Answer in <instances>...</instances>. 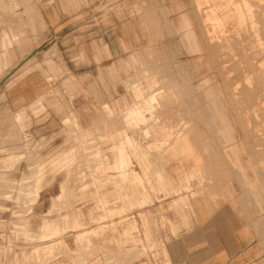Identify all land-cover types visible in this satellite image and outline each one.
Returning a JSON list of instances; mask_svg holds the SVG:
<instances>
[{
  "label": "rangeland",
  "instance_id": "1",
  "mask_svg": "<svg viewBox=\"0 0 264 264\" xmlns=\"http://www.w3.org/2000/svg\"><path fill=\"white\" fill-rule=\"evenodd\" d=\"M20 1L0 0V264H166L167 203L203 186L199 153H216L199 145L245 143L264 173V0H179L193 51L166 37L183 29L170 0H34L72 12L76 39L33 61L30 8L5 17ZM32 71L43 95L9 105L2 89Z\"/></svg>",
  "mask_w": 264,
  "mask_h": 264
},
{
  "label": "crops",
  "instance_id": "2",
  "mask_svg": "<svg viewBox=\"0 0 264 264\" xmlns=\"http://www.w3.org/2000/svg\"><path fill=\"white\" fill-rule=\"evenodd\" d=\"M24 1H20L19 4L13 2L6 4L9 10H6L5 17L6 20L13 19V7L30 8L24 11L28 26L26 42L22 47L26 58H29L28 61H33V57L38 55L36 53L47 42L50 44L48 52L52 53L56 49L61 50L62 47L71 46L72 40L76 39L70 32L75 24L72 12L66 11L62 5L46 7L35 3L34 0ZM170 5L175 16L173 21L181 23L183 29L180 35L166 37L189 39L188 46L190 43L191 50H199L202 43L198 41L197 44L195 38L197 37L198 40L202 38L200 35L192 34L191 13L179 11V0H170ZM71 7L69 5V8ZM46 25L50 28L49 35L46 32ZM8 40L10 39L6 38V46L9 49L6 52L9 56L6 66L21 61V51L17 44H13L12 40L13 45H9ZM0 63L2 64L1 60ZM31 63L30 66L35 62ZM1 64L0 70L3 69ZM46 80L44 76L32 71L2 90L9 105L23 107L43 95L44 87L47 85ZM214 95V90L209 89L208 96L212 97L210 100L213 104H217ZM152 96L148 99L151 100ZM131 108H128L127 114ZM143 117L146 119L144 113ZM239 145L247 146L245 143H229L225 146L223 143H203L198 146L201 147L200 149H196L200 152L209 147L207 150L216 153H212L209 157L199 153L203 159L202 177L205 179L203 186L200 187L199 180L196 179L193 182L195 189L192 192L181 193V196L176 195L175 199H172V203L179 199L180 205L177 208L170 209L171 201L167 203L164 240L168 253L166 264H264V173L254 170L255 163L261 160L254 159L252 154L242 158V155L237 153ZM246 150L250 151V149ZM60 165L62 164L58 163L54 167ZM175 168L183 174H191L194 171L193 165L189 163ZM159 178L162 179V175L159 174ZM139 179L143 181L140 175ZM145 197L147 201L150 196L145 195ZM63 217L71 219L69 213ZM50 223V230L59 232L58 224L53 221ZM45 226L44 223L43 229L47 234ZM68 226L73 228V223L70 222Z\"/></svg>",
  "mask_w": 264,
  "mask_h": 264
},
{
  "label": "bare ground",
  "instance_id": "3",
  "mask_svg": "<svg viewBox=\"0 0 264 264\" xmlns=\"http://www.w3.org/2000/svg\"><path fill=\"white\" fill-rule=\"evenodd\" d=\"M14 29H15V28H14ZM11 36H12V35H11ZM55 73H56V72H55ZM152 97H153V96H152ZM4 107H5V106H4ZM3 109H4V108H3ZM46 226H47V224H46ZM46 226H45V227H46ZM46 229H47V227H46ZM52 229H53V228H52ZM46 231H47V230H46ZM54 231H55V230L53 229V232H52V233H54ZM49 235H50V234H49Z\"/></svg>",
  "mask_w": 264,
  "mask_h": 264
}]
</instances>
